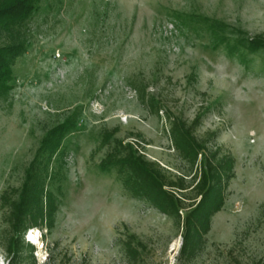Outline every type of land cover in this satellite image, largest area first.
Wrapping results in <instances>:
<instances>
[{"label": "rangeland", "instance_id": "obj_1", "mask_svg": "<svg viewBox=\"0 0 264 264\" xmlns=\"http://www.w3.org/2000/svg\"><path fill=\"white\" fill-rule=\"evenodd\" d=\"M51 6L44 1L24 27L28 50L11 66L13 88L0 101V197L9 191L18 199L15 190L43 163L59 204L51 231L26 236L29 243L36 231L35 260L25 253L21 264H264V0H53ZM210 23L224 43L218 45ZM8 39L0 30V46ZM168 116L187 122L200 116L197 138L235 159L225 207L192 262L180 257L175 221L127 195L114 170L99 168L108 152L100 148L101 134L116 129L118 139L190 183L195 170L173 148ZM66 122L73 127L59 149L44 151V140ZM7 214L0 208L3 264ZM131 235L146 246L136 263L122 244Z\"/></svg>", "mask_w": 264, "mask_h": 264}, {"label": "trees", "instance_id": "obj_2", "mask_svg": "<svg viewBox=\"0 0 264 264\" xmlns=\"http://www.w3.org/2000/svg\"><path fill=\"white\" fill-rule=\"evenodd\" d=\"M44 1L49 7L53 5V0L0 2V30L11 36L0 46V101L7 100L13 88L11 66L28 50L24 27L42 10ZM177 18L183 17L178 14ZM208 28L218 45L224 43L216 24L210 23ZM261 39L259 45L264 46V36ZM226 47L235 49L230 44ZM147 105L160 115L161 108L154 102H147ZM167 119L173 148L195 170L190 183L186 182L185 176L172 177L158 163L147 160L140 146L118 139L116 129L104 130L101 134L100 148L107 146L108 152L99 168L101 171L114 170L127 195L149 203L175 221L183 237L180 257L192 262L206 248L213 217L225 207L229 182L235 178V159L231 154H222L219 147L210 150L206 140L197 138L195 133L201 126L200 116L192 122L170 116ZM72 127L66 122L52 131L43 142V150L54 154L61 146L62 136ZM57 135L61 138L57 139ZM136 136L143 139L141 134ZM211 136L215 138L216 134ZM48 173V164H35L23 186L14 192L18 199L12 200L9 191L0 197V208L8 212L5 216L10 234L5 248L8 264H21L25 253L34 261V246L26 242V236L32 230L51 231L55 226L59 204L50 190L49 181L53 177ZM187 193H193L194 198H188ZM122 244L129 262L136 263L146 249L135 235L129 236V240Z\"/></svg>", "mask_w": 264, "mask_h": 264}, {"label": "snow or ice", "instance_id": "obj_3", "mask_svg": "<svg viewBox=\"0 0 264 264\" xmlns=\"http://www.w3.org/2000/svg\"><path fill=\"white\" fill-rule=\"evenodd\" d=\"M35 235H36V234H30V235H29V239H30V240H34V239H35ZM0 264H3V260H2V258H0Z\"/></svg>", "mask_w": 264, "mask_h": 264}, {"label": "bare ground", "instance_id": "obj_4", "mask_svg": "<svg viewBox=\"0 0 264 264\" xmlns=\"http://www.w3.org/2000/svg\"><path fill=\"white\" fill-rule=\"evenodd\" d=\"M31 234H36V231H33ZM29 235H30V234H29ZM39 235H40V234L37 235V238L39 237ZM35 237H36V235H35ZM35 239H36V238H35ZM29 241H31V240H29Z\"/></svg>", "mask_w": 264, "mask_h": 264}]
</instances>
